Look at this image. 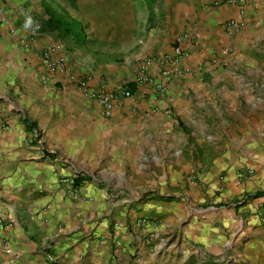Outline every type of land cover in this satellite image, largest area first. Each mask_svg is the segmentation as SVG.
I'll return each instance as SVG.
<instances>
[{
	"label": "crops",
	"instance_id": "crops-1",
	"mask_svg": "<svg viewBox=\"0 0 264 264\" xmlns=\"http://www.w3.org/2000/svg\"><path fill=\"white\" fill-rule=\"evenodd\" d=\"M214 1H68L76 11L90 8L95 37L87 34L82 42L58 30H43L33 47L25 49L18 42L24 30V11L43 24L49 18L45 2L57 8L63 3L1 0L18 34L0 26V204L5 211L0 222V264H53L47 259L48 253L56 258L54 264L233 263L231 236L225 228L231 213L205 211L225 206L198 210L191 220L181 206H175L172 212L171 205H165L163 212H169L165 220L157 225H139L134 210L119 202H131L141 195L126 192L127 186L116 192L119 185L124 186L125 171H134L132 175L138 178L150 176L149 190L158 192L155 187L169 182L168 161L179 169L171 182H182L184 147L190 145V138L214 150L209 139L229 137L232 129L228 123L233 121V113L246 120L263 105L264 84L258 88L255 85L261 68L240 65L247 58V48L260 51L253 44L256 37L251 38L264 26V0H249L248 25L234 36L225 34L222 24L237 19L238 9L229 4L215 5ZM186 31L198 36L189 46L185 61L193 64L195 73L186 78L176 76L169 87L168 110L152 111L156 103L151 98L129 99L106 117L72 83L42 81L39 51L44 43L53 42L68 53L75 73L92 76L93 86L104 77L110 88L131 82L140 93L141 88L132 81L143 59L151 54L173 53ZM215 56L219 62L213 64L210 60ZM9 89L22 94L18 101L6 102ZM17 102L27 111L9 115L8 107ZM27 112L39 133L35 128L25 130L30 122ZM260 120L259 138L248 146L259 156L258 182H263L264 120ZM216 123L225 127L221 135L216 132ZM240 132L243 141L250 133L246 126ZM41 139L57 149L37 146ZM52 153L66 156L57 158ZM92 165L99 167L101 176L81 180L76 184L77 195L70 184L60 181L63 176H71L76 182L80 176L75 171ZM157 169L162 174H156ZM204 180L210 178L205 176ZM220 185L226 198L233 185L225 181ZM263 203L264 197L262 207ZM161 211L159 207L154 214L161 216ZM168 218L176 219L174 228ZM251 236L243 244L242 262L233 264H264V225L256 227Z\"/></svg>",
	"mask_w": 264,
	"mask_h": 264
},
{
	"label": "rangeland",
	"instance_id": "rangeland-1",
	"mask_svg": "<svg viewBox=\"0 0 264 264\" xmlns=\"http://www.w3.org/2000/svg\"><path fill=\"white\" fill-rule=\"evenodd\" d=\"M61 3H63L74 15L82 19L87 28L88 36L95 37V25L89 18L90 11L88 10L90 8L87 10L85 9V12H81L76 11L68 1L61 0ZM257 32L258 33L251 39L253 40V38L256 37L253 44L260 51L257 52L255 49L247 48V58L240 66L241 68H243V66L261 68L260 71H258L259 75L256 76L257 80L255 82L258 88L261 84H264V26L259 28ZM250 44L252 43H249V45ZM8 92V95L5 96L6 102L11 100L18 101L17 98L22 95L21 93L15 94V91L12 89H9ZM21 106L22 104L17 102V104H13L12 107H8L7 111L9 115L12 114V116H14L16 114H22L23 110L27 111L26 108ZM256 111L255 114L249 115L246 120L236 115V113H233L230 116L233 121L228 123L232 129L229 137L221 135V130H224L225 127L216 123V132L221 136L218 137L216 135L215 138L209 139V144L215 145L214 150L211 149V146L201 147L197 145L199 142L197 138H190V145L184 147L185 151L183 153V181L181 182L178 180V184H173L170 180L171 178H175V170L179 171V169H176V164L170 161H168V166H166L168 167L166 170L169 182L164 187H155L156 190H159L158 192L149 190L150 176L138 178L132 175L134 171H125V174L122 173L124 186L120 187L119 185L116 188V192L127 186L129 189H125L126 192L135 193L137 195L140 194L141 197L131 202H119L120 206L123 205L130 210H134L138 216V220H145L146 224L154 225H157L161 220H165V213H169L163 212L165 210V205H171L172 212L175 206H181L186 216L191 220L195 218L198 210L206 209L213 205L217 207L225 206L224 208H210L205 211L208 213L222 212L226 215L231 213V216H229L231 221L227 223L225 228L228 231V235L231 236L230 243L232 246L233 263H240L239 261L243 258L242 247L244 242L253 237L251 236V232L256 227L264 225V206L262 207L260 205L261 198L264 197V186H262L264 181L258 182L259 179H261L258 177L261 170L257 165L259 156L254 153V149L251 150V147L248 146V144L254 143L258 140L257 138H259L261 128L258 126L263 123L260 119L262 118L264 120V103L260 105ZM25 116L30 121L28 112ZM36 124L37 123L30 121L28 126L25 127V130L27 132H31L33 128L37 130ZM5 125H7V128L9 127L8 124H4L3 126ZM245 126L249 129L250 133L243 141L240 129ZM37 132L39 133V130H37ZM28 137L29 136H27V139ZM48 143L49 141L47 142L41 139V141L37 143V146L44 149H57L56 146H51ZM192 143L194 145H191ZM52 154H54L55 157L57 156V158H59V156H64L63 159L66 156L62 153ZM66 159H68V162L71 161L68 157ZM74 163L76 162L74 161ZM247 167L252 168V171L249 172ZM78 170L79 171H75V174L79 175L81 180H91L94 176H101V171L97 166L92 165L85 169L78 168ZM162 172L163 171L160 169L156 170V174L158 175L162 174ZM205 176L210 178V180H204ZM253 178H255L254 182H248L252 181ZM262 179L264 180V177ZM213 181L217 182L212 185ZM222 181L227 183L231 182L233 185L232 190L226 192V198L222 195L224 191L223 187L220 185ZM210 183L211 185H209ZM198 184L200 187L197 186ZM108 204L109 203H107V205ZM159 207L162 209L160 212L162 213L161 216L159 213L156 215L154 214ZM167 222L174 228L176 219L168 218ZM150 241L156 242L157 240L150 239ZM234 259L239 260L237 261Z\"/></svg>",
	"mask_w": 264,
	"mask_h": 264
},
{
	"label": "built area",
	"instance_id": "built-area-1",
	"mask_svg": "<svg viewBox=\"0 0 264 264\" xmlns=\"http://www.w3.org/2000/svg\"><path fill=\"white\" fill-rule=\"evenodd\" d=\"M214 4H229L238 9L239 17L237 19L231 18L223 22L222 29L225 34L234 36L247 27L249 0H215ZM24 12L21 23L24 30L19 33L18 42L23 48L29 49L33 47V43L40 37L43 29L41 21H33L29 13ZM10 22L7 12L1 7L0 0V26H8L11 33L18 34V27ZM179 40L181 43L174 48L173 53L151 54L143 59L141 69L132 81L141 88L140 93L137 91L138 89L130 86L131 82L110 88L104 77L99 78L96 85L93 86L91 84L92 76L87 73L83 75L75 73L68 58V53L61 44L53 42L44 43L40 48L41 78L46 84L62 83V85H65L66 83H72L83 96L93 100L106 117H111L114 111L129 99L138 101L139 98H151L156 103L152 111L168 110L170 107L169 87L176 76L186 78L188 75L195 73L193 64L185 61L189 57V46L195 44L198 40L197 33L186 31L179 37ZM210 62L215 64L219 60L215 56ZM74 180L71 176H63L60 181L70 184L72 193L77 195L78 188ZM4 216L5 211L0 204V222H2ZM144 223L145 220L140 219L138 221L139 225ZM47 259L53 264L56 262V258L52 254L48 253Z\"/></svg>",
	"mask_w": 264,
	"mask_h": 264
},
{
	"label": "trees",
	"instance_id": "trees-1",
	"mask_svg": "<svg viewBox=\"0 0 264 264\" xmlns=\"http://www.w3.org/2000/svg\"><path fill=\"white\" fill-rule=\"evenodd\" d=\"M71 4L75 0H68ZM57 7L50 5L45 2L44 7L49 15L48 20L42 24L43 30H58L61 34L65 36L72 35L76 39L84 42L87 36L86 27L82 21L77 20L71 16L68 10L62 4L57 5ZM132 88H135L133 84H130ZM81 178L76 179L75 184H78ZM248 196V195H247Z\"/></svg>",
	"mask_w": 264,
	"mask_h": 264
}]
</instances>
